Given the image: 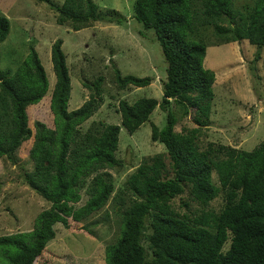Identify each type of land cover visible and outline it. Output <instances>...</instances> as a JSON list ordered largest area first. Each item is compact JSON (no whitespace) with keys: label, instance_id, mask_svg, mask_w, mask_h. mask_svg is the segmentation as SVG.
Segmentation results:
<instances>
[{"label":"trees","instance_id":"1","mask_svg":"<svg viewBox=\"0 0 264 264\" xmlns=\"http://www.w3.org/2000/svg\"><path fill=\"white\" fill-rule=\"evenodd\" d=\"M39 1L56 12L58 24L73 30L96 21H125L122 13L100 9L94 0ZM191 1L134 0L131 17L154 31L166 77L160 99L117 101L120 124L92 120L81 129L104 102L105 77L84 83L93 92L70 110L71 77L61 39L50 52L56 78L49 102L53 128L36 121L33 133L28 125L26 108L38 103L49 86L34 46L14 72L0 69V157L15 164L18 147L33 136L32 170L23 172V181L50 203L37 214L31 231L0 235V253L8 264H35L56 235V223L69 228L105 205L114 183L104 170L123 164L116 157L121 127L133 134L157 106L165 112V123L151 122V139L164 150L144 154L126 178L131 202L122 212L118 238L105 251L106 264H264V140L250 150L202 142L213 111L215 75L203 67L205 41L193 35L200 26H210L218 44L246 40L256 48V61L264 49V0H254L243 11L234 0H196L194 10ZM9 29V19L0 15V43ZM110 79L124 90L147 86L153 78L122 74L113 65ZM187 117L192 125L176 131ZM87 182L89 198L76 207ZM180 196L184 212L173 206ZM219 197L220 206H211Z\"/></svg>","mask_w":264,"mask_h":264},{"label":"rangeland","instance_id":"2","mask_svg":"<svg viewBox=\"0 0 264 264\" xmlns=\"http://www.w3.org/2000/svg\"><path fill=\"white\" fill-rule=\"evenodd\" d=\"M52 1L57 4L63 2ZM94 2L100 9H119L126 21L119 25L100 21L74 31L69 24H58L56 12L44 1L18 0L11 10V5L7 4V9L6 4L2 6V12L8 16L10 29L5 40L0 43V69L14 72L27 59L30 46H34L47 74L49 86L46 95L38 103L26 108L28 125L33 133L36 121L51 128L54 126L49 102L56 78L50 52L56 39L62 40L71 77L70 110L81 105L93 92L84 83L90 85L100 74L105 77L102 82L104 102L81 125L82 130L87 129L92 120L96 122L102 119L120 124V114L116 111L119 99L133 103L141 97H162L161 82L166 77V62L154 31L144 29L131 17L134 0ZM253 2L254 0H234V6L243 11L245 6H251ZM195 3L197 4L196 0L190 2L191 10L196 9ZM2 12L0 8V15ZM195 33L193 35L202 37L206 43L203 67L210 69L215 75L212 86L213 111L207 127L202 129V142L212 141L250 150L264 140V49L254 61L256 48L246 40L218 44L210 26H200ZM113 65L122 74L152 78L157 74L159 79L153 78L144 87L129 86L119 90L110 79L113 76ZM256 74L261 79L260 83L255 78ZM74 103L78 105L75 107ZM149 120L133 134H128L121 127L116 157L122 159L123 164L119 168L104 170L111 173L114 183V190L105 205L69 228L56 223V235L47 243L35 264H106L105 251L118 238L122 227V212L131 202V195L125 187L126 178L140 163L144 154L164 150L160 142L151 139V122L162 127L165 112L157 106ZM182 125H192L189 117L176 126V131ZM33 140L31 136L18 147L15 164L4 156L0 157V235L31 231L37 214L50 206L49 202L23 181V172L32 170L29 150ZM88 184L87 182L80 190L81 197L75 204L76 207L83 205L89 198ZM120 196L123 201L119 199ZM180 199L181 196L173 199V206L179 212H184L186 207L181 205ZM221 203L222 199L219 197L211 202V206L218 208ZM194 207L191 203L190 208ZM0 264H8L1 253Z\"/></svg>","mask_w":264,"mask_h":264},{"label":"crops","instance_id":"3","mask_svg":"<svg viewBox=\"0 0 264 264\" xmlns=\"http://www.w3.org/2000/svg\"><path fill=\"white\" fill-rule=\"evenodd\" d=\"M17 1L18 0H0V8H1V12L4 10V8L2 7L4 4H6L5 6H6V9L8 8V6H7V4L8 5H11V6H9L10 8H9V10H11L12 8L11 7H13V5L14 4H16L17 3ZM6 2V3H5ZM106 8H110V7H106ZM104 9V8H103ZM112 9H114V10H116V11H118V12H120V10L119 9H117V8H112ZM3 13V12H2ZM9 13V12H8ZM121 13V12H120ZM6 13L4 12L3 13V15H5ZM5 16H7V14L5 15ZM125 17V16H124ZM7 18H8V16H7ZM125 21H126V18H125ZM96 22H100V21H96ZM124 22V21H123ZM95 23V22H94ZM110 23H115V24H121V23H117V22H110ZM88 27V26H87ZM85 28V27H84ZM82 29V28H81ZM80 30V29H79ZM74 31H77V30H74ZM66 56V55H65ZM158 78L157 77V74L153 77V78ZM159 79V78H158ZM71 86H72V83H71ZM71 90H72V88H71ZM89 96V95H88ZM70 97H71V95H70ZM88 98V97H87ZM87 98H85V99H87ZM70 100V99H69ZM83 102H84V100H83ZM82 102V103H83ZM75 104V107L78 105V103H74ZM80 106V105H79ZM68 108H69V103H68Z\"/></svg>","mask_w":264,"mask_h":264},{"label":"clouds","instance_id":"4","mask_svg":"<svg viewBox=\"0 0 264 264\" xmlns=\"http://www.w3.org/2000/svg\"><path fill=\"white\" fill-rule=\"evenodd\" d=\"M44 98V97H43ZM50 104V103H49Z\"/></svg>","mask_w":264,"mask_h":264}]
</instances>
